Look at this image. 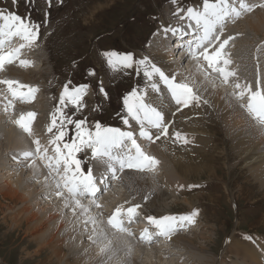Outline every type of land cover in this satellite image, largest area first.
Segmentation results:
<instances>
[{"label": "rangeland", "instance_id": "rangeland-1", "mask_svg": "<svg viewBox=\"0 0 264 264\" xmlns=\"http://www.w3.org/2000/svg\"><path fill=\"white\" fill-rule=\"evenodd\" d=\"M173 3V0H17V3L13 5L12 0H0V12L16 13L22 18L30 17L32 21L41 25L39 42L37 41L36 44L38 49L37 47L35 51L24 49L21 54V60L30 61L32 66L20 67L19 61L14 65H8V67L17 68V77L14 81L30 87L36 86L39 90L37 92L39 94H35V97H40L37 100L34 99L31 107L35 104L37 105H35L34 111L31 110L37 115V119L41 118V121L40 125L37 124L38 126L34 124L35 121L33 122L31 137L28 134L25 135L27 138L26 144L29 149L35 148V140H39L45 144L54 138L56 130L53 129V132L49 133L47 129L51 126L53 113L57 112L58 109L65 117L71 118L74 122L86 120V129L89 131H95L94 125L99 123L102 127L121 128V130L124 129L125 131L130 130L134 135H137V131L133 128L134 125L129 128L123 123L124 119H128L124 106V100L127 96L133 91H137L138 94L145 92L151 96L158 94V92L169 97L171 94L168 92V89L164 88L165 86L160 82L158 77H153L149 85L147 83L149 80L144 76L142 69L137 70V73L133 72L132 70L137 68L135 63L130 69L119 68V66L118 70L111 68L104 54L115 52L118 55H131L134 62L148 60L151 65L158 64L161 71L162 69L165 70V67H161L155 60L156 55L153 54V56L146 52L149 51V48L145 49V47L150 36L154 33L156 27H163L165 19L170 20L169 17L176 15L178 12L176 8L187 10L188 6H202V0H178L177 3ZM247 15L248 13L242 15L240 20H243ZM176 18H171V21ZM171 21H167L166 25L169 26ZM243 25L245 26V24ZM244 29L241 28L239 34L245 36L244 42H246L248 39L253 38V35L248 32L246 33ZM263 34L264 32H262ZM47 35L49 36L47 37ZM261 39L252 41L253 44L259 42L258 46L255 47V53L257 54L255 56V66L257 69L260 67V64L264 67V61H262V59L264 60V42ZM17 41L19 46L22 41ZM15 43L16 41L13 42V46H15ZM142 57L146 59H142ZM191 59L187 58L186 60L190 61ZM181 68L182 72H187L188 64L185 63ZM19 73L24 74L26 78L18 76ZM257 73L259 72L257 71ZM195 75L207 82L212 89L215 90V86L216 90H218L217 85H213L216 82L213 80V76L209 75L205 79L204 73L200 70ZM0 80L12 79L7 76V71L4 70L0 71ZM26 81L31 83L27 84L25 83ZM157 81L159 82L157 83ZM152 84H157V86L160 84V87L158 86L160 90L158 92L153 91ZM77 85L87 88V94L83 97L82 101L83 107L78 110L70 102H66L65 105L61 106L60 100L65 87H67L69 92H72L76 89L75 86ZM145 86H147L148 92H146ZM1 87L7 90L6 85H2ZM224 87L227 89L228 94L233 89L230 84ZM101 88L103 91H101ZM7 98L10 100L11 96ZM14 103L15 106L17 105L21 109L25 107V103L19 101H15ZM238 106L244 114L247 113L244 107L240 104ZM9 128L10 125L7 122L5 125L0 123V129L7 130L8 132ZM209 129H212L210 134L216 133V135L209 134L207 138L209 147L206 148L207 150L193 152L196 150L195 148L187 153L193 154L189 157H194V155L202 156V158L192 159V161L206 163L212 160V168L210 167L207 173L204 172L201 176L190 174L186 178L178 177L176 173L172 172L173 169L167 160H164L158 154L155 156L152 150L155 143L149 142L146 146L148 155L150 154V157H154L160 162L159 168L153 172L154 175L156 174L155 177L157 179L153 180L154 184H151L149 182L150 179L147 180L146 178L150 184L149 188L152 187V189L144 191L141 196L138 194H135V196L124 195L125 191H127L126 188H123L121 182L113 179L112 182L116 187L113 189L115 193L107 196H113L114 198L110 200L112 204L115 203L116 205H120V201H123V205L127 202L135 204L137 199H139L140 202L142 201L139 207L141 212L154 218H156L155 216L162 215V213L165 215L166 213L167 215L175 213L170 216L178 217L199 211L196 222V225L199 226L197 234H203L207 241L208 239L211 241L206 243L205 241L196 240V245L206 246L209 250L207 251V255L213 256L217 262L223 261L226 264H234V260H236L235 252L231 250L228 254L230 243L233 239L231 237L243 243L246 242L245 237H251V239L260 238L262 242L264 241V187H262L260 181L254 179L255 174H260L263 170L260 167L252 170L253 167L248 164V157L243 158V155H240V152L238 153L239 148L235 147V143L225 136L222 131L223 127L209 126ZM67 131L68 136L71 133L73 137L75 136L70 142L75 141L74 125H69ZM25 137L23 138L25 139ZM0 138L2 142L0 144V185L4 182V179L9 184L19 181L23 195L38 192L40 188L37 187V184L40 182V177L37 175L33 180L25 173L26 176L20 179L18 175L22 171L23 166L20 167L22 163L12 166L13 162L15 163L20 159L12 160V157H20V155L15 153V155L11 156L10 152L16 150L13 149L15 148L14 144L8 141L4 135ZM153 138L155 139V137ZM140 140L136 139L139 145ZM175 144L178 145V142ZM194 145L195 143L192 142V144L187 145V148H192ZM90 157V149H88V152H85V150L80 152L77 157L87 163L85 165L87 170L93 165ZM2 162L5 164L6 170L2 169ZM26 162L24 161V163ZM29 165L27 163L26 166ZM164 171H166V176L162 180L159 176ZM209 173L211 176L208 175ZM50 178L52 179L51 176ZM169 180L173 184L168 185ZM187 182H190L189 189L191 190L184 193L188 189L185 185ZM122 188L124 189L123 191H121ZM51 191L53 193L56 189L53 187ZM1 192L2 190H0V194ZM109 192L111 191H107L105 194ZM179 192L183 193L180 194ZM105 194H103L104 197H106ZM197 194H203L200 197V202L196 203L187 212L188 207L183 204V199L191 198ZM46 195L50 196L51 194L46 193ZM46 195L44 194L41 197L39 193V196L37 195L39 201L30 206L31 210L35 214L37 213L36 215L40 216L43 214L44 209L49 208V206H52V203L57 201L54 198V200L49 202L50 197H46ZM147 196L149 198L151 196V198L148 199ZM3 198V196H0V264H44V262L49 264L46 259L50 256L48 249L53 244L39 250L38 247L41 244L39 238H41V234L37 232L38 234L32 236L27 235V227H32L33 225H31L32 223L24 222L26 214L18 218L23 209H19L18 207L8 209V201ZM41 200L46 203H40ZM60 203H57L59 207L61 206L59 205ZM107 204L108 202L104 204V207L102 206V209H107ZM42 207L43 209H41ZM66 213L69 214L70 211H66ZM11 218H17V220L14 222ZM100 218L102 219V217ZM82 225L85 228H80L78 232L84 231L85 233L82 240H80L83 244H87L95 233L92 231L90 225L85 226L83 222ZM105 226V224L101 225L103 228ZM110 230L107 229L105 231L112 234L114 231ZM40 232H45V230ZM182 236L189 237L188 234H182ZM112 242L113 240H111ZM102 245L104 247L105 242ZM35 251L38 252L34 253ZM110 251L112 256L113 252L112 250ZM184 257L176 262L172 261V259H176L174 255L165 256L163 257V261L172 264H192L191 261L189 263L184 262L187 259ZM111 258L113 260L112 264H115L117 256H112ZM111 260L108 262H111ZM57 262L53 258L52 264H58ZM143 262L146 263L144 257L141 264ZM262 262L264 264V254Z\"/></svg>", "mask_w": 264, "mask_h": 264}, {"label": "bare ground", "instance_id": "bare-ground-1", "mask_svg": "<svg viewBox=\"0 0 264 264\" xmlns=\"http://www.w3.org/2000/svg\"><path fill=\"white\" fill-rule=\"evenodd\" d=\"M244 2L248 3L250 6L264 4V0H244ZM238 3L239 0H237V6ZM201 9L202 6L200 5V7L196 10H201ZM256 10L248 13V15L245 16L243 20H240L241 18L235 21L229 20L224 28V36L221 37V40L228 39L229 37H236L235 40L231 41V44L229 45L228 49H226V51H228L231 54L230 55L231 65L229 70L236 73V77L231 78L229 80L228 84H230L233 88L231 91H229V94L227 92V89L224 87L225 84L223 83L222 78L216 73H211L210 69H208L207 71L210 73L211 76H213V80L216 81L213 85H217L218 90H216L215 86H214L215 90L212 89L207 82H205L201 78L196 77L195 74H197V71L199 70L198 62L193 59H191L190 61L186 60L187 58L190 59L191 57L190 56L188 57L187 54L182 52L180 46L178 48H175L174 50L176 54L178 53L180 55L179 59L177 58V55H173L174 51L171 53V50L168 47H172L174 41H178V40L176 35L175 36L172 35L171 32H165V29L168 28L173 29L182 24L180 23L179 25L176 22V20L171 21V18L175 16L169 17L170 20L165 19V24L162 25L163 27L160 28V31H156V33L154 34L153 39L151 40L152 44L150 46L145 47V49L149 48V51L146 52L150 55L153 54L156 55L155 60L157 61V63H159L161 67H165V70L162 69V72L169 79H173L177 84H181V83L189 84V86L193 89L194 94L200 97V104L198 106L193 103L190 107L182 109V106H178L175 104V102L171 98V95L169 97L159 92L158 94L152 96L148 93L146 94L145 102L146 103L148 102L149 104H151V106L161 111L165 116V122L172 124V127L169 128V136L157 140L155 145L152 147L153 153H155V156H157L158 154L160 155L161 158L163 157L164 160H167L173 169L172 172H174V174L176 173L178 177L186 178V176L190 174L201 176L204 172L206 173L208 172V170L211 167L212 160L206 162L207 164L201 161L199 162L192 161V159H200L202 158V156L194 155V157H189L192 156L193 154L190 155L187 153L189 151L194 150L195 148L196 150H194L193 152L206 151L207 150L206 148L209 147L208 146L209 141H207V138L212 130L209 129V126L223 127L222 131L224 132L225 136L235 143V147L239 148L238 153L240 152L241 153L240 155H243L242 156L243 158L248 157V164L249 166L253 167L252 170L258 167H260L263 170L262 173L255 174L254 179L260 181L262 187H264V128L255 124L252 118L247 113L244 114L242 110L239 109L240 107L238 106L239 104L240 105H244V104H241L242 101L235 99V95L239 94V91L235 88V85L237 83L241 85H251L254 91L257 90L258 88L264 89V67L262 66V64H260V67L258 69L255 66L256 65L255 56L257 55L255 53V47L258 46L259 42L258 43L256 42L255 44L252 43V41L261 38H262L261 40H263L264 42V34L262 35V32H264V8L257 7ZM167 21H171L169 26L166 25ZM189 23L190 21L187 22V25L185 27H182L180 29L184 32L190 31L188 27ZM242 24H245V26L243 25L244 26L243 27ZM241 28L243 29L245 28L244 29L245 32L246 33L248 32L251 35H253V38H250L248 39V41L244 42L245 36L239 34ZM48 36L49 35H47V37ZM187 39L188 37L185 36L184 41H186ZM15 41H16L15 46H18V41L14 40L13 42ZM184 41L181 40V42ZM36 47L38 49V46H35L32 49H27V48L26 49L30 51L32 50L35 51L37 50ZM142 59H146V58L142 57ZM262 61L264 60L262 59ZM182 63L183 65L185 63L188 64L187 72L181 71L182 70L181 67L183 66ZM199 64H204L203 60H201ZM154 66L159 68L158 64L156 63L154 64ZM204 67L206 68L207 66L204 65ZM5 70L7 71V76L10 79L12 80L16 79L17 68H12L7 66ZM132 71L137 73V68H135ZM257 71L260 74L257 73ZM18 76L26 78V76H24V74L22 73H19ZM158 82L159 81H157V83ZM25 83L29 84L31 82L26 81ZM147 83L150 85V81H148ZM145 90L146 92H148L147 86H145ZM3 96L1 95L0 98V123H3V125H5V123L7 122L10 125V128L8 132L7 130L0 129V137L4 135L8 141H11L14 144L15 148L13 149L16 150L14 152H10L11 156L15 155V153H17V155H21L22 153L29 151L34 152L35 148L29 149L26 144L27 138L25 137V135H27V133L21 130L14 123V121L18 120L21 115H27L28 112H32V110L34 111L35 110L34 107L37 104L31 107L34 101L32 103H25V107L22 109L16 105L14 108L9 109L6 114L4 110V105L7 104L9 100L7 97H3ZM4 98H6L5 99L6 103L3 101ZM34 99H36V97ZM40 121L41 118L40 119L36 118L34 124L40 125L39 124ZM129 123L132 126L134 125L133 128L135 131H137L138 134L140 131L139 125H137L135 121L132 120H130ZM42 129H40V131H42ZM122 131L125 130L123 129ZM177 131L180 132L182 135H185L189 139H191V141L195 143L194 147L187 148L188 144L183 145L182 143L179 144V142L178 145H176L175 144L176 141H174L173 137L175 135V132ZM154 132L155 130H153V133ZM210 135H216V133H211ZM23 137H25V139ZM1 143L2 142L0 141V144ZM9 150H8V154H9ZM85 152H88V149H86ZM18 158L20 157H12V160L13 159L17 160ZM92 161L94 163L93 169H95L96 171L95 173L99 172L100 177H102L101 174L103 173L102 175H104L106 173L105 171L106 166L103 164L101 165V163L95 160ZM31 162H32L31 160H28L26 163H24V161L21 162L22 164L20 167L23 166V168L18 176L21 179L22 177L26 176L25 173H27L28 177L34 180V178H36V176L38 175L40 177V182L39 184H37V187L40 188L38 192L36 193L34 192L35 194L29 193L23 195L22 189L20 188L19 185V181L18 182L15 181L13 184H9L7 183L6 179H4L3 177L4 182H2V184L0 185V190H2L0 196H3L4 197L3 199H7L6 201H8L7 202L8 209H12L13 207H18L19 209H23V211L20 212V215H18L19 216L18 218L23 217V215L26 214L24 222L32 223L31 224L33 225L32 227H27L26 230L27 235L32 236L38 234L37 232L41 234V238H39V241L41 240V244H39V247L37 246L39 250H41L45 246L53 244L48 249L50 256L46 259V261L49 264H52L53 258L58 261L57 262L58 264H107V263L112 264L113 262V260H111L112 256H117V261H115V264H141L143 257L145 258L146 263L143 262L142 264H172L170 262L163 261L164 260L163 257L171 256V255H174L176 257V259H172V261H176V262L180 261L181 259H183V256H185L187 259L184 262L186 263H189V261H191L192 264H226V262L223 263V261L217 262V260L213 256L207 255V251L209 250L207 249L206 246L196 245L197 244L196 240L201 242L205 241L206 243L211 241L209 239L207 241V239L204 237L203 234L201 235L197 234V228H199V226H197L196 224L195 226H191V228L188 227L186 230H184L185 232L184 231L177 232L169 240L168 246L163 245L160 247H157V244L154 243L146 244L142 242L140 239L135 237L136 232H142V230L144 231V229L141 230L139 228H136L137 226L133 224H125L124 227L127 229L128 232H131L133 235L129 236L121 233L113 234V232L112 235L107 232L109 240L110 241L113 240V242L111 243V250L113 252L112 256H111V251H108L107 253H102L101 251V249L103 248L102 243L101 242L93 243L92 238L91 241H89V243L87 242V244H83L81 240L85 232L84 231L78 232L80 228H85L82 225V220H80L82 218H79V216L74 217L72 215L71 208L65 209L64 198H56L55 196L52 195L51 189L54 187L53 179L50 178V175L48 174L49 172L47 171V169L44 168L43 163L37 160L35 162L36 167L34 169L32 167L26 166L27 163L29 165L31 164ZM1 164L3 167L2 169L6 170L4 166L5 164H3V162ZM15 165H18V163L13 162L12 166ZM165 172L166 171H164L161 174V176H159V178L161 177L162 180L165 179L164 177L166 176ZM210 173L208 175H210ZM119 175H120V179L117 181L121 182L123 188H126L127 190L125 191L124 195L135 196V194L136 195L138 194L141 196V194L144 191L152 189V187L149 188L150 185L149 182L151 184L152 183L154 184L153 180L154 179L157 180L155 177L156 174L154 175L153 172H138L131 169H126L122 173H119ZM146 178L147 180L150 179V181L148 182ZM112 181L113 179H109L108 182L109 186H107L106 188H102L101 185L97 184V186L101 189V193H98V197L100 201L99 203L103 207L106 202H108V204L106 206L107 209L105 210L102 208L94 209L93 215H98L102 213V215L103 214L105 215V218H102V220L105 221L106 219L114 215L116 209L120 208L121 206H123V208L127 210L128 208L135 206L140 207V204L142 203V201L140 202L139 199H137V202L135 204L127 202L125 203V205H123V201H120V205H116L115 203H113L114 204L113 205L110 199L114 197L107 196L115 193L113 192V189H115L116 187ZM168 183H169L168 185L173 184L171 180H169ZM185 185L186 188L188 187V189L184 193H186L189 190L190 182L185 183ZM123 188L121 189V191L124 190ZM107 191H111V192L105 194ZM39 193L41 194V197L44 194L46 195V193L51 194L50 196L46 195V197H50L49 202H51V200H54V198L57 199L56 202L52 203V206H49V208L44 209L43 214H41L40 216L36 215L37 213L35 214L30 207L32 204H35L37 201H39L38 200ZM103 194H105L106 197H104ZM201 196H203V194H197L191 198L183 199V204L187 205L188 207L187 212L190 211V209H192V207L196 203L200 202ZM115 198H117V196H115ZM147 198L150 199L151 196L150 198L147 196ZM58 202H61L59 204L61 205L60 207L57 204ZM40 203H46V202L41 200ZM43 207L45 206L43 205ZM43 207L41 209H43ZM63 210L65 211L62 212ZM66 211L68 212L70 211V213L65 214ZM139 211H141V209ZM174 214L175 213L170 215H174ZM170 215H167V213L166 215L162 213V215L155 217L159 220L162 219L163 217ZM11 220L15 222L17 218H11ZM107 227L108 226L106 225L104 229L107 230L106 229ZM42 230H45V232H40ZM110 231H114V230H110ZM182 234L183 235L188 234L189 237H184L182 236ZM231 238L233 239L230 243L228 254L230 253L231 250L235 252L236 260H234L235 261L234 264H240V263L263 264L262 258L264 254V241L262 242L260 238H255V239H246V242L243 243V242H239L238 240H235L236 238L234 239V237ZM79 240L80 243L78 245ZM65 251L67 252L65 253ZM259 251L261 252L259 253ZM37 252L38 251H35L34 253ZM110 260L111 262H108ZM44 264H46V262H44Z\"/></svg>", "mask_w": 264, "mask_h": 264}, {"label": "snow or ice", "instance_id": "snow-or-ice-1", "mask_svg": "<svg viewBox=\"0 0 264 264\" xmlns=\"http://www.w3.org/2000/svg\"><path fill=\"white\" fill-rule=\"evenodd\" d=\"M173 2L177 3L178 0H173ZM12 3L15 5L17 0H12ZM257 7L264 8V4L250 6L244 0H239L237 6V0H231V2L230 0H215V2L202 0L201 10L188 8L187 15L182 17V19L190 21L188 25L190 33L184 32L180 28H168L165 29V32H171L174 36L178 34L182 41H184L185 36L191 35L192 38L184 41L180 47L186 48L189 56L198 62L199 70L204 73L205 79L210 75L207 71L210 69L211 73L218 74L223 83L227 85L231 78L236 77V73L229 70L231 54L226 49L236 37L221 40V37L224 36V28L229 20H238L242 15L255 11ZM182 11L185 10L180 9L176 15L179 16ZM40 27L41 25L32 21L30 17L22 18L15 13L0 12V71H4L6 66L14 65L18 61L20 67L32 66L30 61L21 60V54L24 49H32L36 46L40 38ZM14 40H20L22 43L19 46H13ZM104 55L109 66L113 69L118 70V66L119 68L130 69L135 63L137 70L142 69L144 76L149 81L153 77H159V80L170 92L172 100L176 105L182 106V109L190 107L193 103L197 106L200 104V97L194 94L189 84L175 83L159 68L151 65L150 61L134 62L131 55H118L115 52ZM201 60L204 64H199ZM204 65L207 67L205 68ZM0 84L7 86L11 96L9 102L4 105L6 114L9 109L15 107V101L32 103L35 94L39 91L14 80H0ZM235 88L239 91L238 95L234 94L235 99L243 101L247 98V105L241 106L257 125L264 128V89L258 88L254 91L251 85L239 83L235 85ZM152 90L158 92L159 88L156 84H152ZM101 91H103L102 88ZM86 94V87L76 88L72 92H69L65 87L60 104L63 106L66 102H70L79 110L83 107L82 101ZM145 101V92L138 94L137 91H133L127 96L124 100V106L128 119H124L123 123L131 128L129 119L135 121L140 128L139 137L145 141L156 143L157 140L169 136V128L172 127V124L166 123L163 113ZM35 119L36 114L28 112L27 115H21L14 123L31 136V127ZM86 124V120L74 122L71 118L65 117L58 109L57 112L53 113L51 126L47 129L49 133H52L53 129L56 130L54 138L49 141L53 155H49L48 148L43 147L39 140H35V151L22 153L16 162L31 160L32 163L29 167L35 169V162L41 161L53 179V186L56 191L52 195L56 198H64L65 209L71 208L74 217L79 216L85 226H91L95 233L92 237L93 243L107 242L101 249L102 253H107L111 250V241L101 225L106 223L108 228L114 230L113 234L121 233L131 236L133 234L127 231L124 224L125 222L131 223L139 215V206L127 210L121 206L106 221L100 218L102 213L93 215L94 209L102 208L98 197L101 189L97 186L92 170L88 169L85 173L82 167L85 161L78 159V154L90 149V158L106 166L107 174L100 180V183L106 186L109 179L119 180V173L126 169L138 172H155L160 162L145 154L131 131L102 127L99 123L94 125L95 131H89L86 129ZM69 125H74L76 140L65 143ZM153 130H155L154 133ZM154 135L155 139L153 138ZM173 139L183 145L192 142L191 139L178 131L175 132ZM198 216L199 211H194L190 215L166 216L159 220L149 218V223L157 229L156 236L170 240L177 232L195 226ZM140 239L146 244H151L154 237L145 230ZM245 239H251V237H245Z\"/></svg>", "mask_w": 264, "mask_h": 264}]
</instances>
